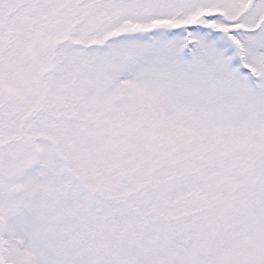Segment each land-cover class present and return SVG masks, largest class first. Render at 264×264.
Listing matches in <instances>:
<instances>
[{"label": "snow or ice", "instance_id": "snow-or-ice-1", "mask_svg": "<svg viewBox=\"0 0 264 264\" xmlns=\"http://www.w3.org/2000/svg\"><path fill=\"white\" fill-rule=\"evenodd\" d=\"M0 264H264V0H0Z\"/></svg>", "mask_w": 264, "mask_h": 264}]
</instances>
